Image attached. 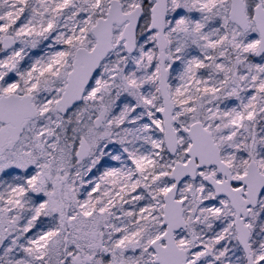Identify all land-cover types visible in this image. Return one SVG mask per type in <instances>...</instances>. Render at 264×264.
Wrapping results in <instances>:
<instances>
[{
  "label": "snow or ice",
  "instance_id": "snow-or-ice-1",
  "mask_svg": "<svg viewBox=\"0 0 264 264\" xmlns=\"http://www.w3.org/2000/svg\"><path fill=\"white\" fill-rule=\"evenodd\" d=\"M0 264H264V0H0Z\"/></svg>",
  "mask_w": 264,
  "mask_h": 264
}]
</instances>
